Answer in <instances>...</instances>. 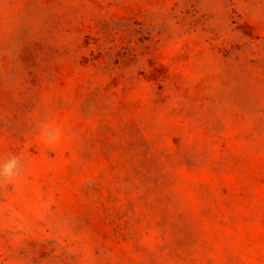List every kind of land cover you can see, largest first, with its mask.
<instances>
[{"label":"rangeland","instance_id":"1","mask_svg":"<svg viewBox=\"0 0 264 264\" xmlns=\"http://www.w3.org/2000/svg\"><path fill=\"white\" fill-rule=\"evenodd\" d=\"M0 264H264V0H0Z\"/></svg>","mask_w":264,"mask_h":264}]
</instances>
